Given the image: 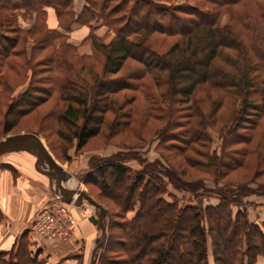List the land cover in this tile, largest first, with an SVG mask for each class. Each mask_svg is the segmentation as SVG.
I'll list each match as a JSON object with an SVG mask.
<instances>
[{"label": "trees", "instance_id": "obj_1", "mask_svg": "<svg viewBox=\"0 0 264 264\" xmlns=\"http://www.w3.org/2000/svg\"><path fill=\"white\" fill-rule=\"evenodd\" d=\"M85 1L77 13L74 0H0V93L11 88V71L30 73L29 88L10 97L3 111V130H10L11 115L24 114L54 98L62 102L59 135L76 138L81 148L98 132L104 114L116 112L111 94L122 89L140 90L144 99L153 100V106L167 94L171 112V104L181 97L180 103H189L178 119L190 118L191 106L198 116L205 115L201 106L190 102L198 86L207 84L221 91V97H241L237 113L248 118L254 114L256 119L243 127L241 145L231 163L223 164L221 156L211 153L203 143L204 130L193 128L187 120L182 122L187 137L183 133L171 137L175 141L169 150L187 166L211 173L215 184L231 170L254 167V176L246 183L227 181L212 190L217 193L216 203H203L200 198L211 190L205 176L187 179L160 160L140 159L141 166L132 168L125 163L127 156L117 153L95 158L91 164L94 183L119 208L121 217L116 223L112 264H165L172 254L170 264H257L259 255L264 258V219L250 220L243 198L264 195V181L259 180L264 174V0ZM48 7L55 9L57 27L46 21ZM21 18L24 22L32 18V22L23 25ZM75 24L88 28L82 42L90 44L91 54H80L77 45L68 41L67 32ZM104 25L106 33L98 34ZM98 52L103 55L101 71L86 60ZM192 60L200 72L191 68ZM128 61L140 69L135 86L126 78L110 76ZM159 82L165 84L160 99L150 88ZM132 101L133 97H125L115 102L127 124L132 110L120 108ZM214 102L218 109L221 100ZM51 108L56 110V102ZM251 156L256 157L253 162ZM252 182L257 185L251 186ZM169 185L195 193L198 201L180 204ZM209 236L213 263L208 256ZM26 245L25 233L11 249H0V264H34L36 255L31 256Z\"/></svg>", "mask_w": 264, "mask_h": 264}, {"label": "rangeland", "instance_id": "obj_2", "mask_svg": "<svg viewBox=\"0 0 264 264\" xmlns=\"http://www.w3.org/2000/svg\"><path fill=\"white\" fill-rule=\"evenodd\" d=\"M183 1L184 0H169V3L172 2L176 4ZM226 18L227 17L223 18V21H225ZM31 22L32 18H29L21 24L27 26L30 25ZM99 28L98 30H100ZM103 28H105L104 32L101 33L100 31H97L98 34L106 33L107 27L104 25ZM87 29L88 28L86 26L77 24L75 29L71 30L72 32H67L69 36L68 41L77 45L76 48L80 54L92 53L90 44L86 41L82 42ZM109 38L110 37H107V39ZM131 38L134 40H140L138 35H133ZM156 40L159 39L156 37L155 41ZM86 60L93 64V68L96 71H101L103 55H101L99 52L90 55V57H87ZM189 65L191 68H193L195 73L200 72L201 67L195 65L194 60H192ZM139 71V66L135 64L133 65L132 62L128 61L125 63L121 71L110 76L117 77L116 79L126 78L129 84L135 86L139 80L136 78ZM29 74L30 73H23L22 70L17 72L11 71L8 76L11 88L9 87L10 89L7 88L4 92L0 93V141L9 135L34 132L41 139L46 151L38 162L40 151L39 143L31 148L26 149L3 150L0 152V165L11 166V163H13L12 161L19 162L20 166L26 172L39 175L40 178L37 180L39 184L44 182L46 185H48V177L51 178V186L52 189L57 192V197L49 204H45L41 210L56 202L65 203L69 205L73 211V224L76 221L75 209H77V207H79L83 212V216L85 217L84 219H86V221L89 211L92 210L94 213V220H97V222H91V227L82 226L81 228V230H85L86 234L91 236L90 243L81 244L82 248L79 253L71 252L69 253L70 255L68 257L65 256V259H61V262L67 264H89L94 258L93 264H112V259H115L114 250L116 248H114L113 240L118 233L116 223L117 221L121 220V217L118 215L119 208L114 205L111 200L100 193L99 188L93 181L95 169L92 167L91 163H93L95 158H105L120 153L127 156L125 163L130 165L132 168H139L141 166L140 159L150 161L160 160L167 167L175 166L179 174L187 179H197L205 176V185L211 190L201 193L202 196L200 198L202 199L203 203L212 202L213 199L217 197V193L212 190H215L218 186H220V184H223L227 181H232L236 184H242L246 183L254 176V167L246 168L244 166L245 168H238L229 171L227 176L220 179V184L218 185L214 183L211 173L206 174L203 170H201V168H192L187 166L184 161L180 160L179 156H176L173 151L169 150L170 144L174 143L175 141L171 137H173L175 134L183 133V130L186 127H184L185 125L182 126V122L187 120L192 124L193 128H201V130H204L205 139L203 143L211 153L221 156V162H223V164H228L229 162L231 163L234 156L236 155L234 154V150L241 145V142H239V137L241 136L240 133L245 132L243 127L251 125L255 122L254 119H256L254 114H251V118H248L244 115L240 116V113H237L238 108L236 106L240 105L241 97L236 98V95L232 94L221 97L219 96L222 94L221 91L213 90L209 88V85L207 84L198 86V89L194 94L195 97L192 94L190 102H195L197 106H201L205 115L202 116L201 114L202 117L198 116L196 111H192L193 107L191 106L189 108L191 109L190 118L178 119L182 109H187V105L189 103H180L179 100H181V97L177 96L178 100L171 104L172 110H174L171 112L167 94L164 95V101H156L157 104L153 106V100L144 99L140 90L122 89L111 94V97L115 99V102H122L124 101L125 97H129L130 99L133 97V101L130 104L126 105L125 108H120L124 111L129 107L130 110H132L131 112L133 115L131 122L129 124L125 123V119L127 117L119 114L120 112L118 111L120 110L117 108V103L114 102L112 107L116 110V112L114 113L112 111H107L104 114V119L98 132L91 136L81 148H78L76 138L68 140L61 137L58 133V129L63 126V121L59 117V113L62 110V102H58L57 100H54V98L50 99L48 102H46V104L38 105L24 114L11 115L8 118L10 122V130L7 132L3 130V111L6 108L10 97L13 96L15 98L29 88ZM38 76H40V74H38ZM149 81L150 80L147 82ZM117 82L119 81L116 80L115 82L107 85L105 88H108V86H113ZM36 83H38V81L34 80V84ZM159 83V85L152 83L150 87L151 94L158 99L161 98V92L165 90V84L161 82ZM195 98L197 101H194ZM215 99H219L222 102L218 109H216L217 103L214 102ZM55 102L56 110L53 111L51 106ZM21 105L23 106L24 104ZM150 107H155L153 109L156 110H152V113L149 115L148 110ZM215 109L217 111H214ZM233 113L234 115H232ZM258 119L259 118H257V120ZM203 124H205V126ZM182 136L186 138V132L183 133ZM250 158L251 162H253L256 157L251 156ZM40 169H56L63 175L65 186L72 189L85 190L100 204V206L93 204L81 194L74 193L71 195L63 193L58 185L57 175L44 173ZM221 169L223 171L226 168L222 167ZM259 180L264 181V174L259 176ZM250 185L256 186L257 183L252 182ZM169 190L171 193L175 194L176 197H178L180 204L196 203L198 201L195 193H192L188 190L175 189L171 185H169ZM250 196L255 197L257 200L259 198L256 196V194H250L244 197L243 200L248 202L247 210L249 208L251 217L255 216L257 217V220H263L264 203L249 200ZM167 198L171 199L169 196H167ZM101 207L104 209L102 222L105 225V229H103L98 222ZM128 214L133 215V212H129ZM31 231L34 232L33 229ZM110 235L114 237L108 240L105 246V241ZM69 238L70 236L63 241L49 239L52 243L50 245L53 246L51 249L54 247L60 248L62 245L68 243ZM102 240L103 242L98 245V243ZM95 247L96 250L94 252L93 249H95ZM71 255H73V257H71ZM208 256L209 260L213 263L210 236L208 237ZM102 257L104 258V262ZM173 258V254L170 255L167 258L165 264H170ZM258 263L259 260L257 264Z\"/></svg>", "mask_w": 264, "mask_h": 264}, {"label": "crops", "instance_id": "obj_3", "mask_svg": "<svg viewBox=\"0 0 264 264\" xmlns=\"http://www.w3.org/2000/svg\"><path fill=\"white\" fill-rule=\"evenodd\" d=\"M85 3V0H74L75 11L79 13ZM46 21L50 27H57L58 19L54 8H47ZM22 22L24 21L21 18ZM76 25H73L72 29H75ZM103 27H100V30L97 31L104 32L105 28ZM12 162L11 166L0 165V209L3 213V217L0 220V249H11L21 235L26 233V248L31 256L36 255L37 261L34 264H56L58 262V264H67L61 262V259L68 257L71 252L79 253L82 248L81 244L90 243L91 236L86 234L85 230H81V228L82 226L91 227V222H97V220H94V213L92 210L89 211L86 221L83 212L77 207L75 209L76 221L73 224L68 243L60 248L54 247L51 249L53 246L50 245L52 243L49 239H42L31 231L33 220L39 210L57 197V192L51 186V178L48 177V185L44 182L39 184L37 182L38 178H40L39 175L26 172L19 162ZM256 196L259 197L258 200L253 196H250L249 200L264 203V195L256 194ZM217 201L218 198L215 197L211 203H216ZM248 216L250 220H257V217H251L249 208ZM98 222L100 223L99 217ZM257 259L259 260L258 264H264L263 256L260 255Z\"/></svg>", "mask_w": 264, "mask_h": 264}, {"label": "built area", "instance_id": "obj_4", "mask_svg": "<svg viewBox=\"0 0 264 264\" xmlns=\"http://www.w3.org/2000/svg\"><path fill=\"white\" fill-rule=\"evenodd\" d=\"M73 222L74 214L69 205L56 202L38 212L32 229L42 238L63 241L70 236Z\"/></svg>", "mask_w": 264, "mask_h": 264}, {"label": "water", "instance_id": "obj_5", "mask_svg": "<svg viewBox=\"0 0 264 264\" xmlns=\"http://www.w3.org/2000/svg\"><path fill=\"white\" fill-rule=\"evenodd\" d=\"M40 144V151H39V157H38V162L41 159V157L43 156V154L45 153L46 149L45 146L43 145L41 139L39 138V136L34 133V132H25V133H18V134H14V135H9L7 137H5L3 140L0 141V152L3 150H16V149H26V148H31L34 145ZM57 169V166H56ZM56 169H40L42 172L44 173H48V174H56L58 177V185L60 187V190L65 193V194H71L73 195L74 193H78L83 195L86 199H88L90 202H92L95 205L100 206V204L92 197L90 196L85 190L83 189H72V188H68L67 186L64 185V181H63V175L57 171ZM104 214V209L103 207H101V211H100V216H99V221H100V225L103 229H105V225L102 222V217ZM105 233V232H104ZM103 242L100 241L98 243V245ZM96 250V247L94 249V252ZM94 262V258L92 259V261L89 264H93Z\"/></svg>", "mask_w": 264, "mask_h": 264}]
</instances>
